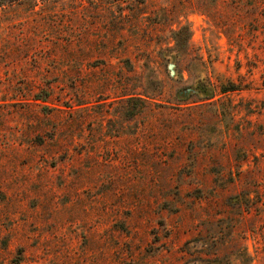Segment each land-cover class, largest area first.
I'll use <instances>...</instances> for the list:
<instances>
[{"label": "rangeland", "instance_id": "rangeland-1", "mask_svg": "<svg viewBox=\"0 0 264 264\" xmlns=\"http://www.w3.org/2000/svg\"><path fill=\"white\" fill-rule=\"evenodd\" d=\"M0 264H264V0L0 8Z\"/></svg>", "mask_w": 264, "mask_h": 264}, {"label": "trees", "instance_id": "trees-1", "mask_svg": "<svg viewBox=\"0 0 264 264\" xmlns=\"http://www.w3.org/2000/svg\"><path fill=\"white\" fill-rule=\"evenodd\" d=\"M21 1L22 0H0V8L7 7V6H11V5L16 4V3H19ZM33 1H36V0H33ZM40 1H46V0H40ZM184 30H186V28L182 27V28H180L178 30V32L184 31ZM229 89H233V88H229Z\"/></svg>", "mask_w": 264, "mask_h": 264}]
</instances>
